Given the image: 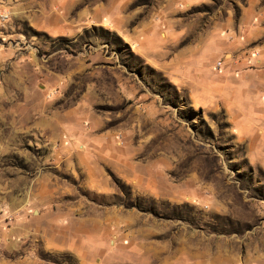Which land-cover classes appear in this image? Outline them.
<instances>
[{
	"label": "rangeland",
	"instance_id": "obj_1",
	"mask_svg": "<svg viewBox=\"0 0 264 264\" xmlns=\"http://www.w3.org/2000/svg\"><path fill=\"white\" fill-rule=\"evenodd\" d=\"M245 19L264 0H0V264H264V125L197 67Z\"/></svg>",
	"mask_w": 264,
	"mask_h": 264
},
{
	"label": "crops",
	"instance_id": "obj_2",
	"mask_svg": "<svg viewBox=\"0 0 264 264\" xmlns=\"http://www.w3.org/2000/svg\"><path fill=\"white\" fill-rule=\"evenodd\" d=\"M241 27L244 35L240 40L224 41L220 44V50L209 53L219 58L222 54H230L229 61H221V66L216 69V64L212 62L200 63L197 67L204 77L202 84L205 81L209 84V81L215 79L217 82L212 91L224 96L225 104H235V114L239 112L236 115L238 118H246L240 127L246 131L241 134L256 135L263 133L261 126L264 125V46L249 47L264 39V27L259 23L249 22L248 19H245ZM213 73L215 75H212ZM219 82L223 85H218ZM206 87L211 89L209 85ZM258 124L259 127L255 126Z\"/></svg>",
	"mask_w": 264,
	"mask_h": 264
},
{
	"label": "built area",
	"instance_id": "obj_3",
	"mask_svg": "<svg viewBox=\"0 0 264 264\" xmlns=\"http://www.w3.org/2000/svg\"><path fill=\"white\" fill-rule=\"evenodd\" d=\"M217 66L220 67V66H221V62H218V63H217Z\"/></svg>",
	"mask_w": 264,
	"mask_h": 264
}]
</instances>
